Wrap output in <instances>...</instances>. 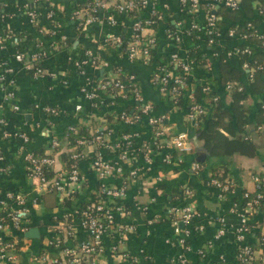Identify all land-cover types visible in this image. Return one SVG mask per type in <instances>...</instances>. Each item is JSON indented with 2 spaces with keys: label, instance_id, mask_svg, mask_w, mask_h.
Segmentation results:
<instances>
[{
  "label": "crops",
  "instance_id": "1",
  "mask_svg": "<svg viewBox=\"0 0 264 264\" xmlns=\"http://www.w3.org/2000/svg\"><path fill=\"white\" fill-rule=\"evenodd\" d=\"M156 1L159 8L165 6L166 9H164L165 20L157 25L155 37L164 38L166 30H174L179 25L183 33L179 46L180 54L187 55L190 48L206 50L208 52L206 59L210 64L207 67L202 65L195 68L198 75L194 74V78L192 75V79L194 80L195 76L202 79L200 75L203 71L199 69L207 68V76L216 82L212 87L213 91L217 98L228 106L231 90L219 84L221 71L217 56L210 54L209 50L212 47L220 48L224 52V61L241 72L240 83L247 87L248 75L250 78L252 73L249 67H244V64L239 67L237 56L233 53L243 42L229 37L228 33L227 39L211 45L204 38L197 39L195 35H185L189 16L182 12L179 0ZM87 3L89 0H0V45L2 46L0 57L12 66L13 73L10 75L12 84L9 87L14 88L18 106L17 112L7 109L2 113L8 121V131L18 130L25 133L30 139L28 150L43 155L46 153L45 148L48 143L47 137L43 135L44 123L52 126L53 133L62 144L66 140L64 131L69 126L92 125L97 128L103 124L102 119L94 121L89 118L96 117L98 113L92 109V103L81 93V87H84L89 78L98 82L114 67H119L126 74H132L145 101L156 105V113L165 117L164 126L167 133L172 136L184 135L188 149L173 153L175 160L170 164L162 163L160 156L151 164H147L138 156L132 166L123 165L124 174L131 169L137 170V178L128 186L123 199L124 206L131 212L129 219L135 226L134 232L128 236L125 243L127 254L135 257L137 264H172V259L180 253L184 254L189 264H237V249L242 245L254 247L261 243L262 238L258 239L259 234L264 235V208L260 211L248 212L243 197L244 192L256 191L253 177H264V119L259 121L257 114V104L264 98V92L256 98L249 96L243 103L248 109V114L242 130L236 127L235 120L232 121L235 123L231 129L233 137L238 141L252 144L254 149L249 152L250 155L234 153L224 158H211L204 146L203 137L196 132L192 122L186 121L188 107L172 105L151 85L154 65L130 61L125 53L110 51L104 46L103 40L106 34L118 33L128 38L131 34L129 21L117 16L119 25L109 27L104 20L109 16L110 10L98 9L97 15L102 23L80 30V18L76 13L83 10ZM260 7H264V0L253 1L249 18L243 17L239 25L244 23V19L250 21L258 19L260 14L257 8ZM48 9H54L57 13L55 22L46 18L45 12ZM30 10L36 15V20L33 22L28 15ZM166 19L173 27H166ZM197 19L199 24H202L203 14L198 13ZM258 30L263 32L264 20L260 22ZM35 50H42L44 54L41 62L43 76L37 79L13 60L16 52L31 53ZM86 52L97 57H102L108 52L106 59L102 58L108 61L110 68L94 69L87 66L84 68L85 72L81 74L74 63L83 60L87 55ZM260 78L264 79V75ZM77 104L82 105L84 109L80 116L87 117L80 118L75 114ZM116 105L120 106L121 103L116 102ZM43 107L55 108L59 114L44 115L41 113ZM39 124L43 125L42 128L37 127ZM113 130L115 133H121L127 129L118 124L113 126ZM131 131L139 132L142 139L152 140L151 131L145 120L133 126ZM141 142L138 140L136 143ZM14 145L16 142L0 137V151L10 168L7 175L0 176V197H3L5 189H9L8 191L22 195L26 201L27 230L23 235L12 233V236L18 240L20 247L17 264H31L32 259L49 240V232L54 227L55 220L61 219L63 210L57 193L36 191L35 184L26 175L24 163L15 157ZM62 147L64 149L65 145ZM94 149V147L83 149L84 159L78 162L79 172L86 181V185L77 194L78 204L85 203L94 196L97 188V180L90 168ZM103 155L105 161L109 163H120L115 152L104 151ZM195 164L199 165L198 170L193 168ZM213 164L228 166V178L225 179L224 184H221L228 186L227 191L210 184L211 181H206ZM63 170L65 168L56 154L54 171ZM109 183L113 187L119 186V181L116 179ZM180 204L191 206L196 214L192 224L200 226L201 231H192L185 236L184 225L181 222L176 226L171 224L172 219L178 218V215L169 213V210ZM243 208L248 217L249 231L244 240L239 242L235 230L239 225V210ZM221 220L223 233L218 235ZM33 228L38 229V236L36 238L25 236ZM74 230L77 242L84 239V233L79 227L76 226ZM200 250L204 252L203 256L199 254ZM100 264L124 263L118 258L107 256Z\"/></svg>",
  "mask_w": 264,
  "mask_h": 264
},
{
  "label": "built area",
  "instance_id": "2",
  "mask_svg": "<svg viewBox=\"0 0 264 264\" xmlns=\"http://www.w3.org/2000/svg\"><path fill=\"white\" fill-rule=\"evenodd\" d=\"M179 2L184 15L189 16L185 35H195L197 39L204 38L209 45L214 44V39L218 36L216 34L215 8L221 6L229 10L240 9V0H179ZM202 3L205 4L203 8L200 7ZM98 9L110 10L109 16L104 20V23L109 27L119 25L117 20L119 16L124 19L126 17L125 20L130 22L131 27V34L128 38H124L118 33L106 34L103 40L104 46L118 48L120 52L126 54L130 61L149 64L152 58L151 52L157 44L154 27L164 22L166 7L159 8L156 0H95L94 2L89 0L84 9L76 13L80 18V30L102 23L97 15ZM130 13H134L136 18L128 20L127 16ZM198 13L203 14L202 24H199L197 19ZM28 15L31 22L36 20L34 11L30 10ZM45 15L52 22L57 20V13L52 9H48ZM54 25L56 26V23ZM181 29L177 25L174 30L165 31L166 39L178 50L171 53L167 61L154 66L150 80L157 92L167 98L172 105H175L177 98L181 96L182 88L188 86L185 82L186 77H192L193 69L196 68L193 59H190L186 54L179 53L183 35ZM253 30H255L253 25L248 23L241 34H237L235 29H229L228 36L245 42L248 39L247 32ZM257 35L264 41V35L258 32ZM1 48L0 45V50H2ZM248 52L246 49L233 51L234 54ZM86 54L83 60L74 63L75 68L81 74L85 72L84 68L87 66L94 69L110 68V64L105 59L90 52H86ZM43 57L42 50H35L31 53L21 51L14 54L13 60L19 63L24 71H32V77L37 79L43 76L42 68L37 66L42 62ZM244 67L248 68V65L244 64ZM175 69H179V73H175ZM111 71L115 74L113 79L103 77L100 81L95 82L89 78L84 87H81L82 95L92 103V109L98 113L96 117L90 116L89 118L94 121L102 119L104 125L102 129L95 128L92 130L90 140H77L73 148L66 149L67 141L65 140L62 144L53 133L50 124L44 123V126L39 124L37 127L42 128L41 126H43V135L48 139V150L43 155H37L28 150L30 139L25 133L7 129L9 124L2 113L7 109L17 112L18 106L14 88L9 87L12 84V80H10V75L13 73L12 66L0 57V137L16 142L13 147L15 157L24 163L26 175L35 184L38 193H57L60 204L64 199L80 193L86 185L85 178L78 169V162L84 159V153L83 150L76 152V149L78 147L95 148L90 164L91 171L97 180L94 196L90 197L88 203L79 209L72 208L69 211H62L61 219L55 220L54 227L49 232V240L32 259L31 264H100L107 256L118 258L124 264H137V259L130 257L125 249L126 240L134 232L135 226L129 219L131 212L123 204L128 186L137 178V170L131 169L124 174L122 167L123 165L132 166L138 156L142 157L147 164H151L159 156L162 163L170 164L175 160L173 153L188 149L184 135L172 136L167 133L164 126L165 117L158 115L151 104L145 101L135 77L122 72L119 67H114ZM226 88L231 89L230 86ZM116 102H120L121 105H116ZM127 104L135 105L130 114L122 110L123 106ZM99 109L101 112L112 109L116 111L117 116L108 124L101 117L102 113L98 112ZM83 111L82 105H75L76 115L80 116ZM41 113L51 116L59 114L57 109L52 107L41 108ZM201 114H203V109L193 101L187 109L186 121L194 123ZM84 116H80V118ZM142 120L146 121L151 131L152 140L142 139L139 132L131 131V128L140 124ZM118 124L126 127L129 132L115 133L113 126ZM67 129L72 132L73 126H69ZM138 140L142 142L137 144ZM62 145H65L63 150L70 153L69 158L73 164L69 169L55 172V150ZM104 151L117 153L120 163L114 164L105 161ZM193 168L198 170L199 165L195 164ZM9 171L10 168L0 151V176L7 175ZM114 179L119 181L118 187L110 185L109 182ZM253 182L256 188L255 194L251 198L248 192L243 194L244 199H247L245 208L251 213L264 208V177L255 176ZM210 184L223 191L229 189L227 185L222 186L216 180H211ZM25 203L22 195L11 191H6L3 197H0V264H17L18 262L20 247L12 233L23 235L27 230ZM245 208L239 210V225L235 230L239 242L244 240L249 231ZM143 210L145 211L146 208L144 207ZM169 213L178 215V218L172 219L171 224L176 226L181 222L184 225L185 236H188L192 231H201L200 226L192 224L196 214L191 206L180 204L171 208ZM222 222V220L219 221L221 229L218 231V235L223 233ZM76 226L84 233V239L78 242L75 238L74 229ZM260 241L263 243L264 238ZM199 254L203 256L204 252L200 250ZM258 255L251 246L242 245L236 251L237 264H253L255 260H261V263L264 264V256L260 258ZM172 264H189V262L184 254L180 253L172 259Z\"/></svg>",
  "mask_w": 264,
  "mask_h": 264
},
{
  "label": "trees",
  "instance_id": "3",
  "mask_svg": "<svg viewBox=\"0 0 264 264\" xmlns=\"http://www.w3.org/2000/svg\"><path fill=\"white\" fill-rule=\"evenodd\" d=\"M253 1L255 0H240L239 10H229L221 6L215 8L216 34H218V36L214 39V44H217L219 40L223 41L227 39V33L229 29H235L237 34H241L244 32L245 26L248 23H251L255 28V30L247 32V41L241 43L240 47H238V49H246L249 52L236 54L239 67L243 64H247L252 73L251 79L248 75L247 87L240 83L242 75L241 72L237 69H233L230 63L224 61V52L220 48L212 47L209 52L210 54H215V56H217L216 58L221 71V79H219V84L221 83L223 87H231L230 104L226 106L221 102V100L217 98L215 92L212 89V87L216 85V82L207 76V68L204 70L199 69L203 71V73L200 75V77L202 76V79H198L197 76H195L194 80L192 77H186L185 82L188 84V86L182 88L181 96L177 98L175 104V106L190 107L192 102L195 101L201 106L203 109V114L196 118L193 126L195 127L196 132L200 133V135L203 137L204 146L207 151H209L211 158H224L234 153L250 155L249 152L251 150L253 151L254 149L251 143L247 141L236 140L233 137V132L231 130L233 124L235 123L239 130L244 128L248 109L243 105V103L247 100V98L249 96L256 98L261 95L262 92H264V79L260 78V76L264 75V41L259 39V35H257V32L261 33V35H264V30L263 32H259L258 30L260 22L264 20V7L257 8L259 12L262 11L258 19L253 21L244 19V23L239 25L243 17L249 18ZM204 6L205 4L203 3L200 5L201 8ZM127 17L128 20H133L136 18V15L134 13H130ZM165 24L167 28L173 27L167 19ZM154 29L156 30L157 26H155ZM107 49L110 51H119L116 47H109ZM176 50L178 49L174 47L172 43L166 39V37H158L156 48L151 52L152 58L150 63L154 66H157L164 61H167L169 55L173 52H176ZM207 54L208 52L204 49L198 50L196 48H190L188 50L187 56L194 60L196 63L195 67L197 69L202 65L205 67L209 66L210 63L208 59H206ZM106 56H108V52H105L102 57L105 58ZM37 66L41 67V63L37 64ZM196 69H193V78L194 74L198 75ZM31 73L32 71H28V74ZM175 73H179V69H175ZM104 77L113 79L115 74L112 73V71L106 72ZM151 106L155 111H157L156 105L151 104ZM134 107L135 105L133 104H127L123 106L122 110L127 114H130L134 110ZM257 110L259 121H261V119H264V98L260 103L257 104ZM98 112L102 113L101 117L105 119L108 124L114 117L117 116V113L111 110L101 112L99 109ZM233 120H235V123H232ZM96 124L93 125L97 126ZM103 126V124H100L97 129L101 130ZM94 129L95 127H92V125L74 126L72 132H69L66 128L64 131V136L67 141L66 149L73 148L76 145L77 140H90L92 137V130ZM127 132H129L128 129L121 131V133ZM224 134L231 136V138L228 136L226 137ZM62 149V146L59 147L55 150V153L58 155V159L63 164V167L65 169H69V167L73 164V161L69 158L70 153L63 151ZM45 150L47 151L48 147H46ZM81 150H83V148L78 147L76 152ZM42 151H44V149ZM210 168V175L206 181L208 182L211 180H216L217 182L224 184V181L228 178L229 174L228 166L226 164H213ZM5 190L8 191L9 189ZM254 194V191L252 193L249 192V197L251 198ZM78 200L79 198L77 195H73L72 197L64 199L61 209L65 211H69L72 208L79 209L88 203V201H86L85 203L78 204ZM246 201L247 199H244V204H246ZM263 237L264 235L259 234L258 239ZM252 249L258 252V256H260V258L264 256V242L258 243L254 247L252 246ZM253 264L263 263H261V260H255Z\"/></svg>",
  "mask_w": 264,
  "mask_h": 264
},
{
  "label": "water",
  "instance_id": "4",
  "mask_svg": "<svg viewBox=\"0 0 264 264\" xmlns=\"http://www.w3.org/2000/svg\"><path fill=\"white\" fill-rule=\"evenodd\" d=\"M214 12H215V11H214ZM25 236L30 237V238H36V237L38 236V229L33 228V229L29 230V231L25 234Z\"/></svg>",
  "mask_w": 264,
  "mask_h": 264
}]
</instances>
